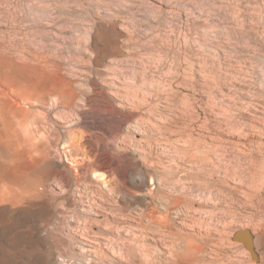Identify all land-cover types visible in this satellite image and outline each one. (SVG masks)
I'll return each mask as SVG.
<instances>
[{"label":"rangeland","instance_id":"1","mask_svg":"<svg viewBox=\"0 0 264 264\" xmlns=\"http://www.w3.org/2000/svg\"><path fill=\"white\" fill-rule=\"evenodd\" d=\"M0 80L38 102L51 161L36 198L0 185L31 206L0 227V264H213L210 216L264 221V0H0ZM141 209L211 255L189 262Z\"/></svg>","mask_w":264,"mask_h":264},{"label":"bare ground","instance_id":"2","mask_svg":"<svg viewBox=\"0 0 264 264\" xmlns=\"http://www.w3.org/2000/svg\"><path fill=\"white\" fill-rule=\"evenodd\" d=\"M31 98H32V96H31ZM31 98L27 95L26 89L18 86L15 83H12V82H9L6 80L5 81L0 80V141L4 142V145L5 144L10 145L14 150V154H13L12 158L7 159V160H3L2 158H0V185L3 186V188H4V185H8V184L11 185V183H16L18 180L21 179V181L23 180L22 182L25 183V184H22V183L21 184L23 186L25 185L24 188L27 191L26 194L28 193V197L36 198L38 196L37 194H39L37 192V190L40 188L39 186L37 187V182L43 173H45V172L50 173L49 170L51 169V161H49V160L46 161V158H45V151L42 148L44 142L41 138L42 136L40 134V128L38 125V121L35 118H30L28 116V110L30 108H32L35 104H38L37 101L31 100ZM54 100L56 101L58 99L54 98ZM228 118H230V117H228ZM228 120H231V119H228ZM228 120H226V121H228ZM233 126H235V125H233ZM242 127H243V125H242ZM253 127H254V125H253ZM262 135H264V134H262ZM68 136H69V134H68ZM259 136H261V135H259ZM68 138H70V136ZM197 142H198V140H197ZM261 146H262V144H261ZM243 153H244V151H243ZM7 154H9V153H7ZM250 154H252V152ZM196 157H198V156H196ZM169 172H170V170H168V173ZM91 177H92V179H95L94 181L96 182V184L98 183L99 187L102 190L104 189L107 192H110L108 180L104 177L103 174L92 173ZM14 185H16V184H14ZM191 189H192V187H191ZM2 192H5V191H2ZM6 195H4V196H6ZM116 195H118V194H116ZM170 198H172V197H169V199H168L169 201H163V203L159 204V206H158V207H160V209H158V210H161V212L164 211V214L166 212H168V210L169 211L171 210L170 205H172L173 203L171 204L170 200H172V199H170ZM10 199H11V197H10ZM7 200H9V199L4 198L3 196L0 197V202H5ZM187 204H186V206H188ZM10 205H11V203H10ZM250 205L252 207H254L256 210H259L260 212L264 213V200L263 201L257 200L256 203H250ZM30 207H31L30 203H29V205H27L23 208H16V209L10 208L9 206H6V205L0 206V227L8 224L9 219L13 216H20V215L23 216L24 214L29 213ZM145 212H146V209H141L139 211L142 219H146V221L149 223L150 226L159 227L160 230L163 227L164 228L168 227L167 226L168 223L166 224L164 221H163V224L161 225L159 223V221L157 220L158 219L157 216H156L157 218L155 219V222H153L152 221L153 219L148 217L145 214ZM230 214H232V213H230ZM161 215H159V216H161ZM166 218L168 219L169 217L166 216ZM210 218H211V222L217 223L215 226V229L217 230L216 232L219 233L217 243H215L216 240L214 242L215 244L213 246L212 255L209 253L207 254L208 251H206L204 247H203L204 249L201 247L202 251L200 250V248L198 251L194 250V248L196 246L193 247L191 245L192 243L189 244L190 243L189 241L186 242L184 240L185 238H183V240L182 239L179 240V238H180L178 236L179 232L178 233H172L171 231H168V228H171L170 227L171 225L165 229L167 232H171L170 234H176V236L178 237V240L180 241V243H177V242L176 243L181 245L179 247V249L181 250L180 251L181 253L180 252L179 253H180V255L182 254L181 255L182 257H185V256H183V254H185L190 258V259L187 258V256L185 257L189 260V262H190V260L195 261V262L196 261L200 262V261H204L205 258L207 257V255H209V256L211 255V259H209V260L212 261L213 264H264V221L259 222V223L251 222L252 224L250 223L251 226L249 227V225H248V228H247V225L245 226L246 228H242V227L237 228L236 226L234 227L235 222L233 220L234 219L233 216H228L226 214H216V215H213V217L210 216ZM163 219H164V216H163ZM167 219L165 221L168 222ZM161 220H160V222H161ZM206 221L210 222V220L209 221L206 220ZM211 222H210V224H211ZM173 223L174 222H172L171 224L174 226ZM164 224L166 226H163ZM241 224H242V222H241ZM163 229L161 231H163ZM160 230H158V231H160ZM165 230L163 232H165ZM178 230H180V229H178ZM182 233H184V232H182ZM205 237L207 238L208 236L206 235ZM186 238H188V237H186ZM200 238H202V237H200ZM197 241H196V244H197ZM210 242H212V240ZM208 243H207V245H208ZM179 249H178V251H179ZM178 251H176V253H173L171 251L172 253L169 254V256L172 255V257L177 256L175 258V261L177 258H179L180 260L182 259V258H180L181 257L180 255H177ZM184 262H186V261H184ZM206 264H208V263H206Z\"/></svg>","mask_w":264,"mask_h":264}]
</instances>
